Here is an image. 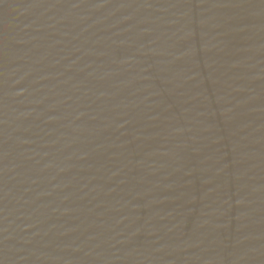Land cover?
I'll list each match as a JSON object with an SVG mask.
<instances>
[{
  "label": "water",
  "instance_id": "obj_1",
  "mask_svg": "<svg viewBox=\"0 0 264 264\" xmlns=\"http://www.w3.org/2000/svg\"><path fill=\"white\" fill-rule=\"evenodd\" d=\"M0 264H264V0H0Z\"/></svg>",
  "mask_w": 264,
  "mask_h": 264
}]
</instances>
